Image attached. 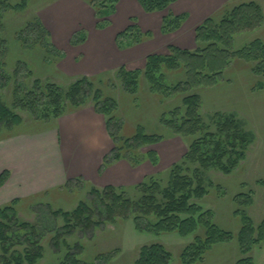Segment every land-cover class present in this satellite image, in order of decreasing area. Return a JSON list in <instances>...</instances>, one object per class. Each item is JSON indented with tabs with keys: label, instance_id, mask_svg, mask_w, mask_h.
I'll return each mask as SVG.
<instances>
[{
	"label": "trees",
	"instance_id": "1",
	"mask_svg": "<svg viewBox=\"0 0 264 264\" xmlns=\"http://www.w3.org/2000/svg\"><path fill=\"white\" fill-rule=\"evenodd\" d=\"M136 1L141 10L149 15L168 11L178 0ZM118 2L119 0H90L89 5L94 11L95 18L99 20L113 15ZM27 8L28 0L15 2L0 0V139L15 134L23 126V120L18 111L29 116L34 125H39L55 122L69 111L90 107L96 114L104 117L107 133L113 144L111 151L103 158L102 168L120 160L126 161L132 167L139 166L145 160H149L150 164L156 166L158 163L156 152L148 150L143 154L142 148L162 142L163 136L149 135L138 130L132 138L118 140L114 131L120 128V120L113 115L117 103L111 97H104L102 91L94 87L92 79L82 77L67 87L35 79L31 88H27L24 83L31 77V73L27 71L28 68H25L28 73L24 77L14 74L15 79H12V71H7L9 66L7 42L2 37L4 16L8 12L23 13ZM185 19V15L174 17L169 14L163 17L161 33L177 32ZM104 22L107 21L97 22L96 27L103 28L106 24ZM262 22L263 16L259 6L254 3L241 4L230 12L223 11L218 22L208 18L195 29L194 41L197 48L194 52L169 46L167 55H153L146 58L143 73L121 68L117 78L128 93L136 91V87H139V79L142 77L152 94L171 97L179 91L180 86L177 84L175 88L167 87L166 72L184 70L187 74L184 85L190 88L199 87L214 83L229 66L231 60L240 59L246 63H256L252 67L253 72L255 70L254 74L264 76V41L258 39L251 41L238 50L230 48L235 35L243 31H255ZM39 23L36 18H32L24 29L17 32L15 38L20 43L23 42V46L30 45L29 42L34 43L35 46L44 45L43 48L49 53L47 40L44 44V39L49 38V33L42 30ZM132 28L136 31L133 34L130 33ZM81 34V38H77L84 40L85 35L82 32ZM131 36L136 42H142L144 38L151 35L141 34L136 27H130L125 33H120L117 40L131 39ZM72 43L77 44V40L74 39ZM117 44L120 49L127 46V43L122 40H118ZM52 56L54 60H58L61 59L62 54L55 52ZM18 66L19 63L16 64L15 70ZM23 67H25L24 64ZM10 83L12 88L10 101L7 104L3 99L5 96L3 92ZM181 100V107L168 112V116L163 114L160 117V124L172 135L179 137H190L205 131L207 129L205 126L210 125H206L199 115L200 96L192 93L182 97ZM214 118L216 133H205L192 142L183 157L184 162L171 167L165 187L153 182L148 184L145 178L135 188L136 197L128 196L125 189L112 186L100 190L92 189L88 206L80 202L72 212L51 211L47 207L51 217L62 218L64 221V226L57 230L55 227L34 226L20 221L17 214L20 203L18 200L0 207V264H37L43 259L42 241L47 233H53L50 242L54 249H57L60 243L67 250L82 249L80 244L70 247L65 236L78 230L82 237L87 236L92 239L96 230L107 224H114L118 220L127 219L133 221L137 231L156 235L175 232L185 237L195 233L201 227L204 233L196 236L179 256L182 264L201 262L205 253L213 245L227 243L235 238L231 233L217 228L211 221V212H203L194 202L197 198L206 195L203 188V172L216 168L223 175H230L244 158V151L252 139V134L245 133L242 124L236 121L234 116L216 113L212 116V119ZM188 162L199 165L203 170L194 169V176L185 175L183 167L188 173L189 169L186 167ZM8 178L9 172L4 171L0 174V188ZM78 181L81 179L68 181L63 188H68L71 182ZM259 183L264 185V182ZM241 196L238 195L236 198ZM252 203L253 200L250 197L245 198V201L241 203L242 209L237 211L241 216L242 227L236 239L243 256L254 246L264 242V221L255 227L244 210ZM113 257L114 253L99 255L95 262L84 263L79 261L73 253L67 252L58 264H109ZM171 259L172 255L161 244H152L140 248L134 264H170ZM236 264H253V262L250 258H245L238 260Z\"/></svg>",
	"mask_w": 264,
	"mask_h": 264
},
{
	"label": "rangeland",
	"instance_id": "2",
	"mask_svg": "<svg viewBox=\"0 0 264 264\" xmlns=\"http://www.w3.org/2000/svg\"><path fill=\"white\" fill-rule=\"evenodd\" d=\"M11 1L15 2L17 0ZM89 1L28 0V8L25 12L18 14L8 12L5 14L2 37L7 42V63L9 64L7 71H12V73L10 72L12 79H15L13 78V76L15 77L14 74L24 77L26 73H31V77L24 83L27 88H31L32 82L35 79L55 83L62 87H67L82 77L92 79L94 87L102 91L104 97H111L117 103L113 115L120 120V128L114 131L118 140L132 138L138 130L149 135L163 136L164 140L162 142H165V140L174 141L177 138L173 144H170V148L168 147L169 156L172 154V151H175L177 155L174 157L175 160H173L174 158L171 159L174 163L166 168L160 167V157L157 152L158 145L161 142L142 148L143 154L148 150H153L158 157L156 166L150 164L149 160H145L137 166L147 165L148 173L142 179L147 178L148 184L153 182L163 185V187H165L168 181V173L171 167L174 164H182L184 162L182 161L183 157L186 155L188 147L192 142L202 137L205 133H216L215 118L212 119V116L216 115V113L234 116L235 120L242 124L244 132L252 134V139L244 151V158L240 160L230 175H223L216 168L204 171L203 188H205L206 195L197 198L194 202H196L203 212H211V221L217 228L231 233L235 238L227 243L213 245L205 253L203 260L196 264H236L238 260L245 258H250L253 264H264V242L258 246H254L250 252L243 256L236 239L242 227L241 216L237 211L242 209L241 203L245 201V198L250 197L253 200L252 205L249 208H244V210H246L254 226L256 227L260 222L264 221V185L259 183L264 182V76L254 74L255 70L253 72L252 67L256 63L250 64L240 59L231 60L229 66L222 72L220 77L218 76L214 83L193 88L184 85L187 79V74L184 70L166 72L165 85L169 88H175L174 86L177 84L180 86L179 91L171 97L152 94L142 77L139 79V87H136V91L128 93L117 78L118 71L121 68H124L126 71H139L140 74L143 73L145 70L144 60L153 55H167V47L169 46L194 52L197 48L193 40L195 29L208 18H213L215 22H218L223 15V11L230 12L241 4L254 3L259 6L263 22L255 31H243L235 35L230 48L238 50L251 41L257 39L264 41V0H221V6L216 7L214 10L209 9L207 6L208 1L178 0L168 11L148 16L144 14L136 0H119L115 13L99 20L95 18ZM218 2L220 1L218 0ZM55 7L57 8L55 9ZM54 10H56V13L59 12L56 17L57 25L70 28V32H67V46L68 49H72L76 53L68 61L80 62L81 57H83V47L87 45L89 38L93 36L108 37L113 41L112 43L117 53L141 45L142 52H144L153 48L156 43L158 45L157 51L146 53L143 57L145 59L133 61L132 64L135 67H131V69L126 67L130 66L129 64H124L93 75L77 74L76 72L64 74L60 71L58 65L65 60L66 50L55 45L52 38L53 35L42 21L43 18L40 15L44 14V19L50 22L47 17L54 20V16L51 15ZM204 10H210V13L208 12L206 14L207 18L203 20L204 15H199V13ZM169 14L174 17L185 15L186 19L177 32L162 34L160 29L162 18ZM46 15L48 16L46 17ZM32 18H36L40 22V28L49 33V38H45L44 36V44L46 40L49 43V53L43 48L44 45L42 47L38 44L35 46L34 43L29 42L30 45L25 44L23 46V42L21 41L22 43H20L15 38L17 32L24 29ZM146 19H150L152 24H154V26L147 30L142 27V23ZM154 19L159 22L157 34H155V31H152L153 28L156 30L158 27ZM102 21H107L104 22L106 23L105 26L97 28V22L102 23ZM55 23L53 21V24ZM130 27H136L141 34H149L151 36L144 38L142 42H136L132 36L131 39L120 38L118 40L127 43V46L122 49L118 48L117 36L120 33H125ZM81 32L85 35L84 40L79 39L82 35ZM134 32L136 31L132 28L130 33L133 34ZM74 39L77 40V44L72 43ZM176 41L181 43L178 45ZM99 44L101 45V43ZM55 52L62 54L61 59L54 60L52 54ZM143 61L144 63L142 64ZM17 63H19L18 71L15 70ZM23 64L25 67H23ZM25 68L29 69L27 70L28 72L25 71ZM11 84L3 92L5 94L3 99L7 104L10 101ZM258 87L263 88L259 89ZM192 93L200 96L201 107L199 115L204 123L210 126H205L207 128L205 131L196 133L190 137L172 135L160 124V117L163 114L168 116V112L176 107H181L182 97ZM18 113L23 120V126L17 130L18 132L29 133L35 132V130L48 131L49 129L54 130L56 128L54 121L48 124L34 125L30 121L29 116L24 112L18 111ZM118 162L128 164L124 160L115 163ZM128 165L132 167L130 164ZM186 167L189 169V172L187 173L185 167H183V173L190 176H194V169L203 170L199 165H193L189 162L186 164ZM143 180L129 187L112 185L93 186L83 181L71 182L67 186L68 188L54 192L48 197L41 196L25 202L20 208H17L18 218L20 221L34 226L44 225L49 228L55 227L57 230L64 226V221L62 218L54 219L51 217L47 207L51 211L72 212L80 202L87 206L90 205L89 200L92 197L90 195L92 189L100 190L107 186L125 189L128 196L136 197L135 188ZM238 195L242 196L236 198ZM203 233L204 230L199 227L195 233L185 237L175 232L156 235L150 232L137 231L131 219L118 220L114 224H107L103 228L96 230L92 239H89L87 236L82 237L78 230H74L71 235L65 236L66 242L70 247L80 244L82 245V249L69 250L62 243H60L57 249H54L50 242L53 233H47L45 239L42 241L43 259L37 264H58L67 252L73 253L79 261L84 263H93L99 255L114 253V257L109 264H134L140 248L152 244H161L170 252L172 255L170 264H182L179 256L184 248L191 244L196 236H200Z\"/></svg>",
	"mask_w": 264,
	"mask_h": 264
},
{
	"label": "crops",
	"instance_id": "3",
	"mask_svg": "<svg viewBox=\"0 0 264 264\" xmlns=\"http://www.w3.org/2000/svg\"><path fill=\"white\" fill-rule=\"evenodd\" d=\"M204 1H208L207 6L210 10L221 6L222 3L221 0L220 2ZM209 11L204 10L199 13L204 15L203 20L207 18L206 14ZM52 12L54 20L46 15L50 22L44 19V14L40 15L53 35L55 45L66 50L65 60L58 65L64 74L76 72L93 75L124 64H129L130 66L126 67L131 69L135 67L133 61L142 59L146 53L157 51L156 43L153 48L144 52L141 45L117 53L113 41L108 37L93 36L83 47L81 61H68L76 53L67 46V32H70V28L57 25L56 17L59 12L56 13V10ZM53 21L56 23L53 24ZM154 21L158 27L156 30L153 28L152 31L157 34L159 22L156 19ZM142 24L146 30L154 26L150 19H146ZM176 43L179 45L181 42L176 41ZM55 126L54 130L16 132L0 139V174L4 171L9 172L7 182L0 188V207L18 200L20 202L18 208H20L31 199L48 197L64 189V185L73 179L80 178L81 181L93 186L129 187L139 183L144 175H147L148 168L145 164L133 169L124 162H118L102 168L103 158L111 151L113 144L107 133L104 117L96 114L93 109L83 107L69 111L55 121ZM175 140H165L158 145L161 168L174 163L177 153L172 151L169 156L168 147L170 148V144Z\"/></svg>",
	"mask_w": 264,
	"mask_h": 264
}]
</instances>
